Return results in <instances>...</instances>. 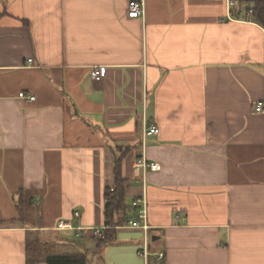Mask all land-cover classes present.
<instances>
[{"label":"crops","instance_id":"obj_1","mask_svg":"<svg viewBox=\"0 0 264 264\" xmlns=\"http://www.w3.org/2000/svg\"><path fill=\"white\" fill-rule=\"evenodd\" d=\"M228 14L226 0H0V264H26L28 231L89 264H264V27ZM120 147L147 259L142 229L90 238Z\"/></svg>","mask_w":264,"mask_h":264},{"label":"trees","instance_id":"obj_2","mask_svg":"<svg viewBox=\"0 0 264 264\" xmlns=\"http://www.w3.org/2000/svg\"><path fill=\"white\" fill-rule=\"evenodd\" d=\"M241 11L246 13L253 11L252 19L264 27V0H235ZM129 149L117 148L114 154V180L113 185L106 187L104 191V223L102 234L105 239L95 237L92 233L90 238L96 247L102 249L115 239V230L118 227L127 226L130 221L138 220V207L126 204L127 181L123 177V162L129 154ZM26 264H89L87 253L75 251L72 253H58L54 246L43 242L40 236L33 231L26 232Z\"/></svg>","mask_w":264,"mask_h":264},{"label":"built area","instance_id":"obj_3","mask_svg":"<svg viewBox=\"0 0 264 264\" xmlns=\"http://www.w3.org/2000/svg\"><path fill=\"white\" fill-rule=\"evenodd\" d=\"M227 1V5H228V20H232L235 19V16L238 14H241V8L239 7L238 3L235 0H226ZM145 5L143 2H133L130 4L129 6V12H128V16L132 19H138L144 16L145 14V9H144ZM244 12V11H243ZM255 15V13L251 10L247 13L248 17H253ZM32 64V60H29V65ZM105 67H93L91 69L90 72V77L92 79L93 82L95 83H100L101 81H103V79L105 78ZM20 99L33 103L36 101V97L30 94H25V93H21L20 94ZM256 113H263L264 112V104L263 103H259L256 106L255 109ZM159 129L155 126H150L147 127L144 131V135L145 136H154V135H158L159 134ZM136 168L142 169L144 171L150 170L153 172L156 171H160L161 170V166L157 163H151L149 162L146 157L142 156L140 159H138L135 163ZM140 204L143 205V208L138 210V220L136 221H130L129 224L127 226H130L132 228H137V229H142L145 233V242H144V247L142 250V254L145 257V259L148 258L149 253H148V231H149V226L147 224V211H146V203L145 201L142 200H137L133 206L138 207ZM76 217H79V213H75ZM57 230L59 231H71L75 233V237L77 239H81L82 238V231L83 229L80 228H76L73 223L71 221H60L57 224L56 227ZM103 228H94L92 229L91 233L98 238L101 239H105V236L102 234L103 232ZM159 260H163L164 259V254L161 253L158 255Z\"/></svg>","mask_w":264,"mask_h":264}]
</instances>
